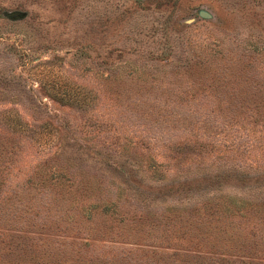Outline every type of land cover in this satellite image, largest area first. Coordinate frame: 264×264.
Here are the masks:
<instances>
[{
    "label": "rangeland",
    "instance_id": "rangeland-1",
    "mask_svg": "<svg viewBox=\"0 0 264 264\" xmlns=\"http://www.w3.org/2000/svg\"><path fill=\"white\" fill-rule=\"evenodd\" d=\"M187 139L209 166L256 178L213 180L220 190L208 196L167 185L200 164L169 147ZM0 175L35 200L41 222L69 225L95 248L106 226L153 246L185 238L180 220L214 203L233 207L221 223H238L239 202L264 200V0H0ZM45 175L70 185L46 190ZM88 203L94 213H75Z\"/></svg>",
    "mask_w": 264,
    "mask_h": 264
},
{
    "label": "trees",
    "instance_id": "trees-1",
    "mask_svg": "<svg viewBox=\"0 0 264 264\" xmlns=\"http://www.w3.org/2000/svg\"><path fill=\"white\" fill-rule=\"evenodd\" d=\"M169 147H173L174 151L180 148L182 151L176 152L177 154L186 152L200 157V164L186 163L179 169L180 175L174 178L176 181L166 183L167 185L180 184L182 182L180 180H183L187 193L201 190L202 195L208 196L213 191L220 190V187L211 183L213 180L230 179V175L232 178L241 180L256 178L252 174L257 172L243 170L241 167L209 166V162H204L206 149L189 139L179 146L170 145ZM83 152L94 160L99 158L92 148ZM104 152L106 151H103L104 155L101 156L106 155L110 158V161L106 163L107 167L122 171V178L126 177L129 174L127 164L122 161H113L115 158ZM168 154L170 155V152ZM203 155L204 157H201ZM34 178L38 179V175L25 179L24 183L32 182ZM193 179L200 180L202 183H195ZM43 180L48 181L46 190H53L54 193L70 185L67 179L62 180L58 177L51 180L45 175ZM163 182L166 181H160V183ZM7 188L0 175V264H264V200L259 203L239 202V208L235 211L241 223L231 221L221 223L218 219L219 211L231 213L233 207L227 208L216 203L201 207L194 215L197 217L199 212H202V217L199 216L194 220H180L179 226L185 230V238L170 239L174 242L158 246L130 242L124 237L123 239L114 237L110 230L112 226H106L107 228L102 230L103 234L98 239L102 242L99 244L100 248H95L97 240L75 235L80 232L69 231L74 229L69 225L62 226L48 219H43L41 222L39 217L32 213L35 200H32L28 193H26L27 197L23 198L22 196L25 195L23 189L20 192L12 189L14 194H10L11 191H7ZM72 192L73 190H65L59 193V199H69ZM47 197L50 198L49 193ZM59 199L53 196L49 201L55 203L54 201ZM95 207L94 203L81 204L80 211L76 209L75 213L78 212L82 218L90 216L88 210L91 209L94 213ZM104 208L108 211V217L114 218V210H108L110 206H104ZM212 213L216 214L217 218L206 221V218L213 219ZM73 220V217H69V221ZM61 227L68 230L65 231ZM118 241L122 245L115 244ZM82 250L88 255L81 254ZM99 256H103V259H98Z\"/></svg>",
    "mask_w": 264,
    "mask_h": 264
},
{
    "label": "water",
    "instance_id": "water-1",
    "mask_svg": "<svg viewBox=\"0 0 264 264\" xmlns=\"http://www.w3.org/2000/svg\"><path fill=\"white\" fill-rule=\"evenodd\" d=\"M198 14H199L201 17H203V18H210V17H211V13L208 12L207 10H205V9H200V10L198 11Z\"/></svg>",
    "mask_w": 264,
    "mask_h": 264
}]
</instances>
